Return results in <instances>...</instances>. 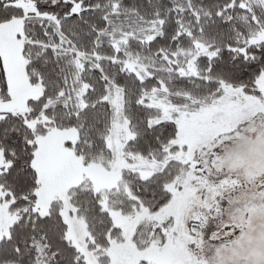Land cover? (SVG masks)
<instances>
[{
	"label": "snow or ice",
	"instance_id": "snow-or-ice-1",
	"mask_svg": "<svg viewBox=\"0 0 264 264\" xmlns=\"http://www.w3.org/2000/svg\"><path fill=\"white\" fill-rule=\"evenodd\" d=\"M0 264H264V0H0Z\"/></svg>",
	"mask_w": 264,
	"mask_h": 264
}]
</instances>
